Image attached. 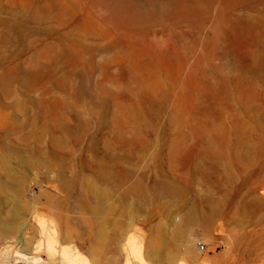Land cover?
Returning a JSON list of instances; mask_svg holds the SVG:
<instances>
[{"label":"rangeland","instance_id":"rangeland-1","mask_svg":"<svg viewBox=\"0 0 264 264\" xmlns=\"http://www.w3.org/2000/svg\"><path fill=\"white\" fill-rule=\"evenodd\" d=\"M0 219V264H264V0H0Z\"/></svg>","mask_w":264,"mask_h":264},{"label":"built area","instance_id":"built-area-1","mask_svg":"<svg viewBox=\"0 0 264 264\" xmlns=\"http://www.w3.org/2000/svg\"><path fill=\"white\" fill-rule=\"evenodd\" d=\"M198 247L200 250L204 251L205 250V245L202 242H198Z\"/></svg>","mask_w":264,"mask_h":264},{"label":"bare ground","instance_id":"bare-ground-1","mask_svg":"<svg viewBox=\"0 0 264 264\" xmlns=\"http://www.w3.org/2000/svg\"><path fill=\"white\" fill-rule=\"evenodd\" d=\"M56 142H60V140H55ZM108 170V169H107ZM170 190V189H169ZM204 218V217H203ZM0 225H3V222L0 219ZM19 243H22L21 240H19Z\"/></svg>","mask_w":264,"mask_h":264}]
</instances>
